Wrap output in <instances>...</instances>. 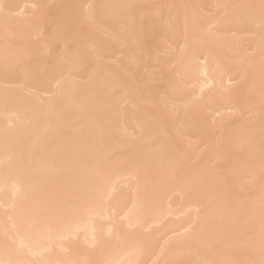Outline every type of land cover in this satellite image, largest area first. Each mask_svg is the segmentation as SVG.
I'll return each instance as SVG.
<instances>
[{"label":"bare ground","instance_id":"obj_1","mask_svg":"<svg viewBox=\"0 0 264 264\" xmlns=\"http://www.w3.org/2000/svg\"><path fill=\"white\" fill-rule=\"evenodd\" d=\"M0 264H264V0H0Z\"/></svg>","mask_w":264,"mask_h":264}]
</instances>
